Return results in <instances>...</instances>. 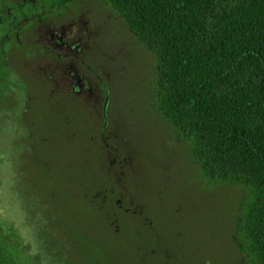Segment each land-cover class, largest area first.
<instances>
[{
	"label": "rangeland",
	"instance_id": "obj_1",
	"mask_svg": "<svg viewBox=\"0 0 264 264\" xmlns=\"http://www.w3.org/2000/svg\"><path fill=\"white\" fill-rule=\"evenodd\" d=\"M115 37L120 43L121 35ZM127 43L126 82L105 133L119 148L112 158L100 136L101 110L91 124L66 97L45 102L24 72L20 86L29 105L10 110V98L21 94L18 79L2 81L8 86L0 110L4 220L32 264H242L235 236L247 190L203 174L153 110L155 55L133 37ZM117 122L123 146L111 135ZM124 151L129 156L112 166L114 176L111 162Z\"/></svg>",
	"mask_w": 264,
	"mask_h": 264
},
{
	"label": "trees",
	"instance_id": "obj_2",
	"mask_svg": "<svg viewBox=\"0 0 264 264\" xmlns=\"http://www.w3.org/2000/svg\"><path fill=\"white\" fill-rule=\"evenodd\" d=\"M108 4L157 59L154 112L209 180L247 190L235 240L242 264H264V0ZM1 187L0 264H32L4 220Z\"/></svg>",
	"mask_w": 264,
	"mask_h": 264
},
{
	"label": "flooded vegetation",
	"instance_id": "obj_3",
	"mask_svg": "<svg viewBox=\"0 0 264 264\" xmlns=\"http://www.w3.org/2000/svg\"><path fill=\"white\" fill-rule=\"evenodd\" d=\"M120 19L108 0H0V46L5 61L0 81L7 84L12 77L17 78L16 86L21 91L20 96L18 93L16 98H10L8 108L27 110V92L20 83L24 82L23 72L28 73L25 78H35L45 102L66 97L79 106L81 116L91 124L95 123L96 110H101L100 136L108 158H112L111 150L118 153L119 148L108 143L105 133L110 126L112 101L122 96V85L126 82V65L122 59L129 56V31ZM116 35H121L120 43ZM9 53L12 61L7 58ZM6 87L0 84V110L6 101L3 99ZM116 127L110 134L114 135L116 145L123 146L122 143L128 142L119 138L118 122ZM91 141L95 142L96 136ZM120 156L123 162L127 161L128 151L111 162L109 173L114 176L117 171H112V166L119 162ZM110 193L112 200L114 193ZM108 195L104 196V202Z\"/></svg>",
	"mask_w": 264,
	"mask_h": 264
}]
</instances>
